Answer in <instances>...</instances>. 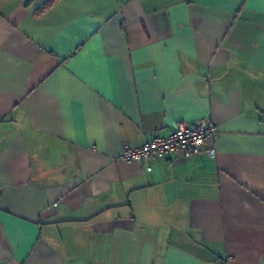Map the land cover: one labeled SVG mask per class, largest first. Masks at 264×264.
Masks as SVG:
<instances>
[{
  "label": "crops",
  "instance_id": "obj_1",
  "mask_svg": "<svg viewBox=\"0 0 264 264\" xmlns=\"http://www.w3.org/2000/svg\"><path fill=\"white\" fill-rule=\"evenodd\" d=\"M0 0V264H264V0ZM207 154L116 157L178 123Z\"/></svg>",
  "mask_w": 264,
  "mask_h": 264
},
{
  "label": "built area",
  "instance_id": "obj_2",
  "mask_svg": "<svg viewBox=\"0 0 264 264\" xmlns=\"http://www.w3.org/2000/svg\"><path fill=\"white\" fill-rule=\"evenodd\" d=\"M219 138V131L215 125L204 120H198L194 124L178 123L173 131L166 137L153 136V138L134 148H129L119 156L116 161L125 163L148 164L155 159H166L172 154H181L184 160L207 154L216 157L214 149L204 150L208 141Z\"/></svg>",
  "mask_w": 264,
  "mask_h": 264
},
{
  "label": "trees",
  "instance_id": "obj_3",
  "mask_svg": "<svg viewBox=\"0 0 264 264\" xmlns=\"http://www.w3.org/2000/svg\"><path fill=\"white\" fill-rule=\"evenodd\" d=\"M36 0H28L27 1V6L30 5L32 2ZM58 0H47L44 2L41 7L37 10V14H41L42 12L50 9Z\"/></svg>",
  "mask_w": 264,
  "mask_h": 264
}]
</instances>
